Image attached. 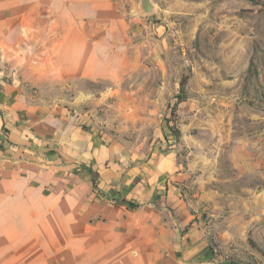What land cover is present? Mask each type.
I'll use <instances>...</instances> for the list:
<instances>
[{
	"label": "rangeland",
	"instance_id": "obj_1",
	"mask_svg": "<svg viewBox=\"0 0 264 264\" xmlns=\"http://www.w3.org/2000/svg\"><path fill=\"white\" fill-rule=\"evenodd\" d=\"M112 1L59 70L32 84L37 70L1 61L0 76L91 138L94 180L155 189L167 216L179 205L206 226L222 264H264V0Z\"/></svg>",
	"mask_w": 264,
	"mask_h": 264
},
{
	"label": "crops",
	"instance_id": "obj_2",
	"mask_svg": "<svg viewBox=\"0 0 264 264\" xmlns=\"http://www.w3.org/2000/svg\"><path fill=\"white\" fill-rule=\"evenodd\" d=\"M114 17L112 0H0V64L37 84L76 54L81 25ZM42 102L0 76V264H222L183 207L167 216L121 174L94 180L91 138Z\"/></svg>",
	"mask_w": 264,
	"mask_h": 264
},
{
	"label": "water",
	"instance_id": "obj_3",
	"mask_svg": "<svg viewBox=\"0 0 264 264\" xmlns=\"http://www.w3.org/2000/svg\"><path fill=\"white\" fill-rule=\"evenodd\" d=\"M153 0H139V9L142 13H150L155 10Z\"/></svg>",
	"mask_w": 264,
	"mask_h": 264
},
{
	"label": "trees",
	"instance_id": "obj_4",
	"mask_svg": "<svg viewBox=\"0 0 264 264\" xmlns=\"http://www.w3.org/2000/svg\"><path fill=\"white\" fill-rule=\"evenodd\" d=\"M181 86L183 87L184 86V83H181Z\"/></svg>",
	"mask_w": 264,
	"mask_h": 264
}]
</instances>
